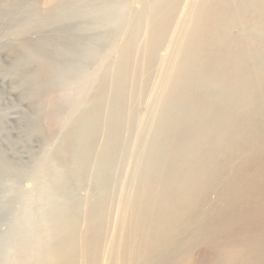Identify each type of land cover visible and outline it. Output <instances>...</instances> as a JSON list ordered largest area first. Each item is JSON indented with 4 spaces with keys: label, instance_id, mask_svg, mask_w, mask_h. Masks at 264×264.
Returning a JSON list of instances; mask_svg holds the SVG:
<instances>
[{
    "label": "rangeland",
    "instance_id": "obj_1",
    "mask_svg": "<svg viewBox=\"0 0 264 264\" xmlns=\"http://www.w3.org/2000/svg\"><path fill=\"white\" fill-rule=\"evenodd\" d=\"M8 1L11 2L0 0V16L9 7ZM58 1L62 0H26L32 11L38 13L47 12ZM237 1L92 0L88 29L77 36L61 35L54 39L59 45L71 44L74 53L79 54L75 63L74 59L69 62L66 54L52 56L64 69L61 72L67 71L63 92L55 86L57 83L48 84L52 74L44 76L46 66L27 53L28 49L37 51L35 41L45 32L22 33L12 19L11 27L0 28V161L11 172L0 169V264L59 263L61 259L45 249L59 240L56 235L65 223L72 221L78 236L73 263L84 264L83 245L95 216L102 221L99 264H110V251L113 249L116 254L118 245L111 232L124 201L138 193L147 179L142 175L150 145L158 138L164 146L165 142L170 145L178 140L180 134L175 126L193 118V110L184 108L174 116V123H169V132L159 137V119L167 115L162 104L179 85L172 82L171 74L188 68V60L199 54L187 36L194 16L200 13L207 28L213 18L217 22L224 12L234 9ZM240 1L248 6L250 14L244 22L226 24V33L232 38L235 53L254 58L244 70L259 64L264 76V56L258 45H251L264 37V17H256L263 5L260 0ZM162 9L171 10L170 15L153 26ZM110 11L114 17L108 16ZM151 34L158 41L152 51L148 49ZM246 38L251 40L250 44L245 43ZM222 73L219 70L207 77L214 78L210 91L221 92L217 85L222 83ZM39 74L44 79L38 82ZM119 78L124 83L117 100L119 112L111 114L116 101L113 85ZM100 90L103 94L97 103V129L90 143L82 145L79 122L89 114ZM254 92L260 93V87ZM236 95L227 98L225 114L232 120L230 128L251 114L247 103L235 102ZM260 152H264V146ZM169 156L155 159L153 177L163 169ZM242 159L230 162L227 172L231 173ZM14 170L18 174H12ZM210 198L208 204L215 195ZM234 218L235 212L231 213L230 222ZM230 233L238 238L245 232L234 229ZM183 250L190 251L180 254L176 264H240L254 251L246 244L212 243L201 238ZM218 250L223 253L219 255ZM228 250L236 251L234 257L226 255ZM249 263L264 264V257Z\"/></svg>",
    "mask_w": 264,
    "mask_h": 264
},
{
    "label": "bare ground",
    "instance_id": "obj_2",
    "mask_svg": "<svg viewBox=\"0 0 264 264\" xmlns=\"http://www.w3.org/2000/svg\"><path fill=\"white\" fill-rule=\"evenodd\" d=\"M260 1L263 7L256 12V17H264V0ZM11 2L0 16V28L9 27L12 19L22 33L45 32L42 38L35 41L38 43L37 51L28 49L27 53L34 57L35 62L46 66L44 76L52 74L48 84L57 83L55 86L63 92L67 71L61 72L64 69L60 68L61 65L52 56L66 54L69 62L74 59L75 63L79 54L74 53L71 44L59 45L54 39L61 35L77 36L88 29L92 0L58 1L45 13L32 11L26 0ZM235 5L234 9L224 12L222 17L217 16V22L213 18V23L207 28L202 24L200 13L194 16L193 28L187 36L189 44L199 54L197 58L188 60V68L184 67L171 74L172 82L179 85L162 104V110L167 115L159 119V137L169 132V123H174V116L184 108L193 110V118L175 126L180 134L178 140L170 145L165 142L164 146L158 138L150 145L144 156L145 170L142 175V178L147 179L143 181L138 193L124 201L117 225L111 232L118 245L116 254L113 249L110 251V264H176L180 254L190 251L183 249L200 238L212 243L246 244L254 251L240 264H250L252 260L264 257V152H260L264 146V76L259 64L247 72L244 70L245 66L254 62V58L235 53L237 51L233 47L232 38L226 33V24L244 22L250 14L248 6L240 0ZM110 12L108 16L114 17L113 12ZM170 13L171 10L166 9L158 11L153 26L166 21ZM148 41V49L152 51L158 41L152 34ZM244 41L249 44L251 42L249 38ZM251 45H258L264 56V37L256 43L251 42ZM213 50H217V53ZM262 63L264 65V59ZM219 70L223 72L220 79L222 83L217 85L221 92L215 93L209 89L214 78L207 77ZM37 77L38 82L44 79L40 74ZM256 85L260 87V93L254 92ZM113 86L116 101L110 113L117 114V100L124 87L123 80L117 79ZM102 94L103 90H100L89 114L81 116L79 130L82 145L90 143L97 129V103ZM231 95H236L235 102L247 103L251 110V117L247 114L235 128H230L232 120L225 114L227 98ZM253 112L258 114L257 117H253ZM113 134L109 133L110 138ZM240 136H246L247 139L240 141L237 138ZM166 154L169 160L156 173L158 176L155 174L153 177L156 171L155 159ZM242 157L232 167V172L228 173L229 163ZM1 165L0 161V169L10 172L7 164ZM16 173L18 171L14 170L12 174ZM211 194L215 198L208 204ZM233 212L235 218L230 222L229 217ZM254 214L263 217L257 218ZM75 225V221L65 223L56 235L59 240L45 249L61 259L57 264H74L72 252L78 240ZM234 229H242L245 233L235 238L230 233ZM101 232V218L95 216L83 245L84 264H99ZM235 252L228 250L226 255L232 258ZM217 253L220 255L223 251L218 250Z\"/></svg>",
    "mask_w": 264,
    "mask_h": 264
}]
</instances>
